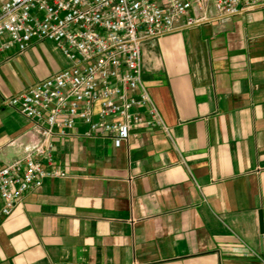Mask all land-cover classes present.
I'll return each instance as SVG.
<instances>
[{"label": "crops", "instance_id": "1", "mask_svg": "<svg viewBox=\"0 0 264 264\" xmlns=\"http://www.w3.org/2000/svg\"><path fill=\"white\" fill-rule=\"evenodd\" d=\"M70 66L50 41L0 62V163L40 142L4 101ZM142 68L168 132L55 136L65 176L0 223V264H264V4L145 42Z\"/></svg>", "mask_w": 264, "mask_h": 264}, {"label": "built area", "instance_id": "2", "mask_svg": "<svg viewBox=\"0 0 264 264\" xmlns=\"http://www.w3.org/2000/svg\"><path fill=\"white\" fill-rule=\"evenodd\" d=\"M264 0H0V62L53 42L71 66L4 101L32 120L35 150L0 163V223L53 169L55 136L85 127L116 148L145 131L168 132L145 84L142 46L169 33L251 12ZM51 167V170H47Z\"/></svg>", "mask_w": 264, "mask_h": 264}, {"label": "water", "instance_id": "3", "mask_svg": "<svg viewBox=\"0 0 264 264\" xmlns=\"http://www.w3.org/2000/svg\"><path fill=\"white\" fill-rule=\"evenodd\" d=\"M260 221H261V232H262V234H264V219L262 216H261Z\"/></svg>", "mask_w": 264, "mask_h": 264}]
</instances>
